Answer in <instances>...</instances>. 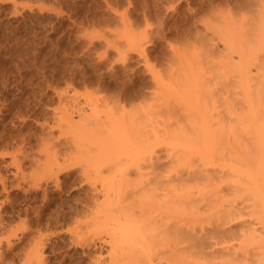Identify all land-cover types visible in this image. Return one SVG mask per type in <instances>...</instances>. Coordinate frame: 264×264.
<instances>
[{
  "label": "rangeland",
  "instance_id": "1",
  "mask_svg": "<svg viewBox=\"0 0 264 264\" xmlns=\"http://www.w3.org/2000/svg\"><path fill=\"white\" fill-rule=\"evenodd\" d=\"M250 1L0 0V264H109L112 219L144 179L133 184L128 170L130 186L118 195L109 186L122 178L114 170L148 165L157 153L185 167L178 175L192 168L195 149L225 110L223 69L230 75L228 61H236L210 44L224 42L226 27L241 33L252 14L254 25L264 21L255 22L261 13ZM95 161L118 162L117 179L101 166L105 186L107 177L88 168ZM99 216L105 224L95 223Z\"/></svg>",
  "mask_w": 264,
  "mask_h": 264
},
{
  "label": "bare ground",
  "instance_id": "2",
  "mask_svg": "<svg viewBox=\"0 0 264 264\" xmlns=\"http://www.w3.org/2000/svg\"><path fill=\"white\" fill-rule=\"evenodd\" d=\"M255 1L259 8L255 5ZM255 1H250L252 2L251 5L256 8V11H253V8L252 11H258L263 15L257 12L261 19L254 18L256 22L257 20H264V4H262L264 0H262V6L261 1ZM247 11L250 13L249 9ZM252 15L251 19L249 18L250 21H253ZM251 22L249 23L254 25ZM258 22H256L257 25H254V29L248 23V26L253 29L252 33V29L249 31L250 27L247 26L249 28L248 36L250 32L252 33L250 39L249 37L244 39L247 27L241 30V33L245 30L243 37H241L238 28L240 36L237 34L238 30L236 28L234 31L236 30L237 33L230 32L229 28L231 26H228L229 28L226 27L229 30L228 36L223 34L220 37L222 39L226 36L225 39L223 38V43L220 40L219 42L216 41L217 43L211 42L210 44L208 42L212 53L213 51L222 53L224 54L223 57L225 54H229L231 59L236 57V61H228V69L230 65L231 68L234 66V72L231 71L233 69L228 71L229 73L232 72L230 75H227L225 68L223 69L225 64H221V67L223 65L221 69H223V74L227 80L224 79L225 82L223 81L222 84L226 96L222 99L221 107L225 110L222 111L221 117L217 118V128L206 132L205 142L195 149L192 168L189 171L187 170L184 175H178V171L185 167L180 165L181 167L178 169L179 164L177 166L174 164L178 167L176 170V167L164 161L158 153L154 159L149 160L148 165L138 161L129 165V162L125 169L123 163L117 165V168L116 164L118 162L112 164L113 167H116L115 170L110 167L109 162H103L107 165H99L100 163L95 161L98 164L93 163L92 167L88 165L89 169L96 168V171H91L93 176L99 171L96 175L99 178L104 177L101 176L103 169H107L104 172L109 171L107 175L114 170L117 175L122 176V178L119 176V180L113 181L114 186L111 183L109 185L112 190L113 188L117 189V192L118 190L121 192L123 188L125 190L129 188L130 185L126 187V182L130 181L128 175L132 173L128 170L133 171L135 173L133 176L137 177L134 180L130 175L131 181L134 180L135 182L132 183H139L132 188L130 187V191H125L130 199L128 205L126 203L128 207H124L125 202L119 201L120 197L118 201L124 204L123 207L119 205L120 203H117V206L116 203L111 201L110 207L113 205V208H117V212L119 207L124 209L121 208L122 210L118 212L122 215L119 214L120 217L118 216L117 220L112 219L111 216V219L115 222L113 221V228L111 227L110 232L108 231L110 233H108V237L111 240L108 238L107 241H112L109 243L113 244V247L110 245L112 249L108 247L110 252L106 253L109 254L108 259L106 258L109 264H264V61L261 60L262 62H260L257 59L258 57L254 55L255 51L264 49V21H261V24ZM204 27L205 25H203ZM203 33L205 32L203 31ZM214 38L210 37L212 41ZM208 43L207 48H209ZM253 68H255V75L251 74ZM221 72L220 74L218 72V75H221ZM232 74L235 75L233 79ZM218 77L221 78V76ZM157 122L155 123L159 128ZM70 126L72 125L70 124ZM154 136L153 147H156L154 143L156 144L159 139L157 135ZM140 164L147 166L143 165L141 167ZM126 165L127 163H125ZM86 166H83V170L86 169ZM101 166L106 167L101 168ZM78 168H81V165ZM147 168L148 173L152 176L148 177L147 174V177L144 176V173H146L144 171H147ZM90 175L89 173L88 176ZM108 177L111 180L117 179L116 175L113 178V174ZM108 177V181L105 179L107 184L103 182L105 186H108L110 181ZM142 177L144 179L141 180ZM139 179L141 182L147 179L145 181L146 185L141 182L136 183V180L140 181ZM119 181H123L124 186L118 184ZM103 183L101 182V185ZM129 183L132 185L131 182ZM107 188L104 187V192ZM110 188L108 190L113 194ZM124 189L123 193H125ZM107 193H105V202L110 197L109 195L106 200ZM123 193H120V195L122 196ZM100 194H104L103 190ZM127 197L122 196L125 199ZM111 202L109 201V203ZM99 208L98 210L101 211ZM104 208L109 209L105 206ZM105 209L100 212L102 218L110 214L108 213L109 210L106 211ZM104 210L107 214L103 213ZM117 212L113 213L114 217ZM101 216L98 217L100 222H97V219L95 223L101 224ZM90 217L89 219H91ZM104 228L106 229V227ZM109 228L108 226L107 229L109 230ZM103 232H105L104 229Z\"/></svg>",
  "mask_w": 264,
  "mask_h": 264
}]
</instances>
